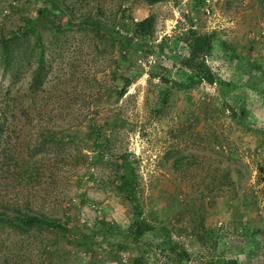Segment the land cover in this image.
<instances>
[{
	"label": "rangeland",
	"instance_id": "rangeland-1",
	"mask_svg": "<svg viewBox=\"0 0 264 264\" xmlns=\"http://www.w3.org/2000/svg\"><path fill=\"white\" fill-rule=\"evenodd\" d=\"M62 1L74 17L153 25L145 41L130 35L118 63L105 29L51 10L36 33L26 21L45 0H0V211L97 236L86 250L0 218V264H264V0ZM192 33L207 41L214 79L179 90ZM121 73L135 76L117 96ZM94 113L109 136L98 148L85 135ZM75 118L84 130L72 144ZM106 152L136 162L141 234Z\"/></svg>",
	"mask_w": 264,
	"mask_h": 264
},
{
	"label": "trees",
	"instance_id": "trees-1",
	"mask_svg": "<svg viewBox=\"0 0 264 264\" xmlns=\"http://www.w3.org/2000/svg\"><path fill=\"white\" fill-rule=\"evenodd\" d=\"M46 4L37 9L36 15L31 16L27 19L26 24L30 27V29L37 33V26L44 18L45 14L51 10H60L64 14L67 15V19L71 23V19L76 20H86L88 23L92 24L94 28L102 31L106 30V32L110 33L113 37V40L116 44V50L118 53V63L122 61L128 60V55L131 46L133 43L131 42L130 35L134 37L141 38L142 40H146L150 34L152 25H153V16L148 15L140 20H133L132 18L122 19L119 25H109L105 21L101 19L100 16L95 17H74L71 14V10L69 5L63 3L62 0H45ZM148 3H154L161 0H145ZM73 18H72V17ZM110 29V30H109ZM104 32V31H103ZM38 39V37H37ZM39 40V39H38ZM8 40H0L1 42H7ZM160 41L158 43V48L160 50L155 51L156 53L162 54L165 50V46ZM189 45V56L184 57L180 61V67L183 71L187 73L188 77L185 79H174L172 81L173 88L179 90H187L192 84L201 82L202 80H213L214 75L211 71L210 67H207L202 60V53L208 51V44L206 39L201 35H196L192 33L190 35ZM136 50L139 51H147V49H142L141 45L136 47ZM42 61V60H41ZM40 61V62H41ZM40 74L38 70V75ZM136 74V73H134ZM135 76V75H134ZM134 76L131 77L130 74L121 73L120 77L123 79V86L116 91L117 96L123 95L124 88L128 86L133 80ZM171 92V87L167 86L162 92V102H166L168 99V95ZM94 115L89 118L85 127V135L90 139H92V148L100 147L101 139L106 141L109 140V136L103 133L104 127L103 124L98 123V120ZM82 122L76 121V118L70 122L68 127L69 133V142L72 144L78 143L82 141ZM72 158L76 157V155H71ZM99 159V158H98ZM100 160H105L114 165L116 170L115 175V187L116 191L120 193L126 200H128L133 207V216H134V225L135 232L137 234H141L144 231L141 223V202H140V186L137 179V173L135 168V161L131 156H128L125 153L113 154V153H101ZM76 166L72 164V170L75 169ZM73 174V173H72ZM93 175H86L85 178L92 177ZM80 178L76 181L79 182ZM0 218H5L8 224L12 225L15 228L21 227L22 229H26L37 224H43L51 230H55L59 232L64 238H66L69 242L76 244L77 246L84 248L86 250H90L96 243L97 236L95 234H87L82 232L79 228H71L67 221H62L59 218L48 217L41 213H24L19 209H12V211H8L7 213H2L0 211ZM96 232V231H95ZM220 264H237L236 258H229L223 260Z\"/></svg>",
	"mask_w": 264,
	"mask_h": 264
}]
</instances>
